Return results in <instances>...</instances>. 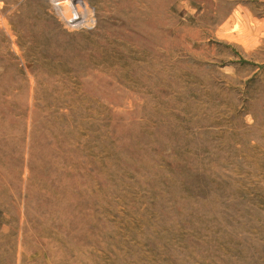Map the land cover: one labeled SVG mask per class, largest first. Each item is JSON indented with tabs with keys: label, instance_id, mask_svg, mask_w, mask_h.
Segmentation results:
<instances>
[{
	"label": "rangeland",
	"instance_id": "obj_1",
	"mask_svg": "<svg viewBox=\"0 0 264 264\" xmlns=\"http://www.w3.org/2000/svg\"><path fill=\"white\" fill-rule=\"evenodd\" d=\"M0 264H264V0H0Z\"/></svg>",
	"mask_w": 264,
	"mask_h": 264
}]
</instances>
